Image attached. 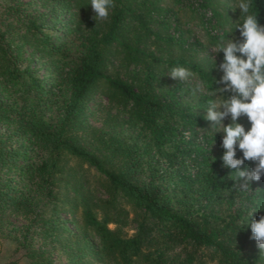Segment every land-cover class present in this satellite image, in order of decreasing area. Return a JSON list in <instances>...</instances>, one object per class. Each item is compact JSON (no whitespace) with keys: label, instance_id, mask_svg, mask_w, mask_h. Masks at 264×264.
Masks as SVG:
<instances>
[{"label":"trees","instance_id":"obj_1","mask_svg":"<svg viewBox=\"0 0 264 264\" xmlns=\"http://www.w3.org/2000/svg\"><path fill=\"white\" fill-rule=\"evenodd\" d=\"M195 1L184 6L210 42L227 35L215 0ZM114 2L96 22L91 0H0V254L8 241L6 264H55L54 251L65 264H264L242 223L264 204V177L237 190L222 167L223 133L204 119L222 73L183 49L180 7ZM253 4L264 24V0ZM175 66L203 81L194 103L170 84ZM96 90L106 102L93 123Z\"/></svg>","mask_w":264,"mask_h":264},{"label":"clouds","instance_id":"obj_2","mask_svg":"<svg viewBox=\"0 0 264 264\" xmlns=\"http://www.w3.org/2000/svg\"><path fill=\"white\" fill-rule=\"evenodd\" d=\"M93 19L108 21L114 0H91ZM237 8L243 20L235 25L239 37L222 39L213 49L214 54L223 53L222 61L216 65L220 75L215 84L220 87L208 92L213 97L207 101L204 119L210 130L223 133L221 148L222 167L232 170L228 179L237 182L235 188L241 192H252L251 183L264 177V24H260L254 11L253 0H238ZM231 33V32H230ZM170 78L181 83H191L195 74L186 67L175 66L168 73ZM204 91L203 81L192 88L193 94ZM227 97L225 96V94ZM246 117L250 127L238 121ZM230 120L225 125L224 121ZM242 156L237 158V151ZM215 158L213 157V160ZM251 162V168L243 167ZM256 191H260L257 189ZM264 210V204L248 211L242 223L251 228V237L264 255V215L253 219V213Z\"/></svg>","mask_w":264,"mask_h":264},{"label":"rangeland","instance_id":"obj_3","mask_svg":"<svg viewBox=\"0 0 264 264\" xmlns=\"http://www.w3.org/2000/svg\"><path fill=\"white\" fill-rule=\"evenodd\" d=\"M190 1L192 5L194 6L197 3L195 0H181V2L178 3L177 5H173L171 0H161L160 5L165 6V7L169 6L172 8L180 7V9H182L180 12L179 21H181L182 23L180 24L181 25L180 29L183 30L182 34L185 40V44H184L185 46L183 49L187 50L186 51L187 54H189L190 50H193L195 53H192V55H194L195 59H199L200 62L202 59H204L208 63H212L215 67V62H216V65L220 63L219 54L218 55L214 54V51H213V49L218 44V42H220L222 39H231L233 35H235L236 37H239V31L235 29V25L237 24V22L234 21L235 15H236L235 12L239 10L237 8L238 0H215V5L213 7L216 8L217 11H219L220 13V16L215 17V21L220 22L223 28L226 29L227 35H225L224 37L218 38L216 41L212 40L211 42L208 39L209 35L207 34L205 30L207 25H202L200 22H198L199 21L198 20L199 14L197 13L198 10L195 12L194 11L190 12L187 10V8H185L184 4H187ZM205 15H206V18H209L211 16L210 11L207 10ZM71 21H73L74 23L75 17L71 18ZM171 32H172V29H171ZM53 34L56 37L57 36L61 37L62 35H64V31L62 30L61 23L57 24L56 28L53 29ZM195 41H198V44L190 45L191 43H194ZM187 45H189V47ZM186 53L184 54L185 58H187ZM39 72H40V75H43V76L48 75V72L44 68H41ZM170 81H171L170 84L176 83V80H173L172 78H170ZM196 82H197L196 77H194V79L192 80L190 84L180 82L176 95H179V96L181 95L183 99L191 101V103H194V100H192L194 98L192 88L194 87L193 83H196ZM186 88L188 89V92L187 90H185ZM227 95L229 94L226 93L225 96L227 97ZM105 102H106V97L104 94L101 93L100 90H96L89 96L87 100V104H86V116L89 122L95 123L98 120L99 110L101 106L105 104ZM224 123L225 124L230 123V120H225ZM207 127L209 128L210 125L208 124ZM4 130H5V127L0 125V131H4ZM218 145L219 144L217 143V141L211 143V147L214 149H217ZM61 217H62L64 225L69 230H74V227H75L74 218L69 214V212L67 211L62 212ZM109 227H113V225L109 224ZM11 249H12V245L10 242L8 241L3 242V248L0 254V264H6L7 260L10 257ZM12 258L13 256H11V259ZM53 259H54L55 264H65L66 263L63 255H61L58 251L53 252ZM19 264H24V260L23 259L20 260Z\"/></svg>","mask_w":264,"mask_h":264}]
</instances>
